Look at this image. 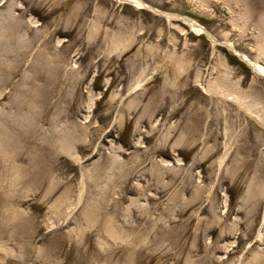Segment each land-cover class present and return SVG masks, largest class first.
<instances>
[{
	"label": "rangeland",
	"instance_id": "obj_1",
	"mask_svg": "<svg viewBox=\"0 0 264 264\" xmlns=\"http://www.w3.org/2000/svg\"><path fill=\"white\" fill-rule=\"evenodd\" d=\"M143 1L264 68V0ZM231 55L131 0H7L0 264H264V81Z\"/></svg>",
	"mask_w": 264,
	"mask_h": 264
},
{
	"label": "bare ground",
	"instance_id": "obj_2",
	"mask_svg": "<svg viewBox=\"0 0 264 264\" xmlns=\"http://www.w3.org/2000/svg\"><path fill=\"white\" fill-rule=\"evenodd\" d=\"M131 1L134 2V3H136L139 7L150 8V7L145 6V4L143 3L142 0H131ZM167 20L170 23H174V21L177 20V18L176 17H173V16H169V17H167ZM187 23H188L187 25L192 30L198 32L199 34H206L207 35L206 30L204 28L200 27L199 25H197V23H195L193 21H188ZM251 64L252 63H250V65ZM253 69H254V75L256 77H263L264 78V68L259 67L258 65H255L254 64L253 65ZM236 99H238V98H236ZM66 152H68L67 154H69V155L72 154L71 153V150L69 148L66 149ZM57 209H59V211H60V213H62V215L64 214V208L63 207H57ZM83 216L85 218V221L86 222H89V223H92L93 220H96V221L100 220L101 223L103 221L102 225H100V226H103V224H105L107 231L110 234H112L113 236H115V233L118 234V235H120V236H122V234L125 232L123 228H120L119 226H116L115 222L112 219L113 217H109L108 215L101 216L100 215V211L97 210V209H91V210H88V211H84L83 212ZM114 227H119L121 230L119 228H117V229L115 228L113 230ZM259 238H260V240H262V238H263L262 234L259 235ZM37 253L38 254H41L42 253L41 249H40V251L37 250ZM254 261L257 262V258ZM259 262H260V264H262L261 263V259L259 260Z\"/></svg>",
	"mask_w": 264,
	"mask_h": 264
}]
</instances>
